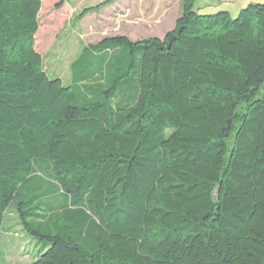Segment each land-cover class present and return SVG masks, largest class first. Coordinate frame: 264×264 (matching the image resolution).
I'll return each instance as SVG.
<instances>
[{
  "label": "trees",
  "instance_id": "obj_1",
  "mask_svg": "<svg viewBox=\"0 0 264 264\" xmlns=\"http://www.w3.org/2000/svg\"><path fill=\"white\" fill-rule=\"evenodd\" d=\"M193 4L83 46L66 85L42 0H0V234L15 213L24 264H264V3Z\"/></svg>",
  "mask_w": 264,
  "mask_h": 264
},
{
  "label": "rangeland",
  "instance_id": "obj_2",
  "mask_svg": "<svg viewBox=\"0 0 264 264\" xmlns=\"http://www.w3.org/2000/svg\"><path fill=\"white\" fill-rule=\"evenodd\" d=\"M106 1L42 0L34 46L44 59L49 77L60 78L66 85L71 84L76 77L70 74V62L83 46L118 34L127 35L133 41L154 36L162 38L182 13V0H115L98 10L80 15L83 9H94ZM242 1L194 0L193 8L200 14L230 10L233 13H228L235 18L249 4L247 1L238 6ZM57 3L59 6H56ZM252 3H264V0ZM8 217L10 234L3 231L0 234V249L5 262L29 263L32 259L30 253H36L37 245L34 240L23 236L15 213H9Z\"/></svg>",
  "mask_w": 264,
  "mask_h": 264
},
{
  "label": "crops",
  "instance_id": "obj_3",
  "mask_svg": "<svg viewBox=\"0 0 264 264\" xmlns=\"http://www.w3.org/2000/svg\"><path fill=\"white\" fill-rule=\"evenodd\" d=\"M238 1H242V0H238ZM247 1H249V3H252V2H254V1H261V0H243L242 1V3L241 4H238V6L240 5H243V3L244 2H247ZM235 7V6H234ZM84 8V7H83ZM42 9V8H41ZM227 10L229 9V8H226ZM229 11V13L231 14V13H233V12H230V10H228ZM236 11V10H235ZM234 11V13H236ZM41 12V11H40ZM39 18H40V13H39ZM177 19V18H176ZM119 35V34H118ZM112 36H115V35H112ZM124 36H127V35H124ZM108 37V36H107ZM128 37V36H127ZM155 37H157V36H155ZM7 234H10V232H7ZM31 254V257H33V254H34V252H32V253H30ZM32 260V259H31Z\"/></svg>",
  "mask_w": 264,
  "mask_h": 264
}]
</instances>
